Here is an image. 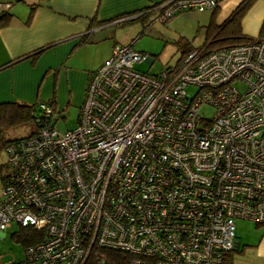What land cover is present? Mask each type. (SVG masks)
<instances>
[{
  "label": "built area",
  "instance_id": "obj_1",
  "mask_svg": "<svg viewBox=\"0 0 264 264\" xmlns=\"http://www.w3.org/2000/svg\"><path fill=\"white\" fill-rule=\"evenodd\" d=\"M219 1L164 0L153 20ZM136 40L90 72L72 128L40 101L36 133L7 145L0 230L43 232L8 264H84L99 248L128 264H225L235 220L264 224V37L194 45L155 74L135 68L150 61Z\"/></svg>",
  "mask_w": 264,
  "mask_h": 264
},
{
  "label": "crops",
  "instance_id": "obj_2",
  "mask_svg": "<svg viewBox=\"0 0 264 264\" xmlns=\"http://www.w3.org/2000/svg\"><path fill=\"white\" fill-rule=\"evenodd\" d=\"M162 1L0 0V16L8 15L0 20V103L53 99L55 113L69 104L79 110L90 72L109 57L114 43H130L143 27L136 18ZM242 1L220 0L213 9L183 11L165 23L153 20L154 8L144 23L166 43L182 37L200 45L210 20L222 23ZM5 2L10 6H2ZM240 29L264 37V0L249 2ZM254 223L257 238L241 237L235 226V245L225 264H264V225Z\"/></svg>",
  "mask_w": 264,
  "mask_h": 264
},
{
  "label": "trees",
  "instance_id": "obj_3",
  "mask_svg": "<svg viewBox=\"0 0 264 264\" xmlns=\"http://www.w3.org/2000/svg\"><path fill=\"white\" fill-rule=\"evenodd\" d=\"M250 1L251 0L242 1L237 6V9L225 21H223L220 24H217L213 19H211L208 25L205 26V37L202 45L208 48H212L214 46L217 47V46L229 45V44L244 42L253 39V37L243 34L240 29L241 17L244 11L246 10V8L248 7ZM162 2L154 4L153 7L151 6L152 8L150 7L147 12H143L139 17L136 18L137 20H140L143 25L138 35L144 33L145 30H147L148 22L144 23L145 20H147L149 14L153 12V9L155 7H158ZM7 16H8L7 13L1 14L0 20L2 21L5 20ZM173 16L167 17L163 23L167 22ZM92 20H94V17L90 19V21ZM128 21L126 20L120 22L119 24L124 25L128 23ZM255 38H261V37H255ZM88 40L89 39L87 38H82L81 41L87 42ZM173 43L180 51V56L176 59V61L194 47L191 44V41H188L182 37L178 38ZM149 56H151V54H149ZM153 61L154 60L150 58V61L147 63L152 64ZM168 65H172V64H168ZM168 65H164V66H168ZM48 101H50V104L53 106V114H55L56 109L54 107V100L51 99ZM39 102L40 101L35 103H22V102L0 103V154L1 151L3 150L6 153V161L0 163L1 185H3V183L6 182V180H8V177L11 175V172L13 171L11 164L7 160L6 147L8 144L12 142L21 141L22 139L28 138L29 136L36 133V129H37L36 118L39 110L38 109ZM16 126H30L29 128L30 131L27 135L7 137L6 136L7 130ZM260 225H264V224H260ZM19 230L20 231L15 235V237L16 239H18V241L21 242L23 249H25L27 246L31 244L36 243L38 240H40L43 237L42 231H38L30 226H19ZM97 253L101 254V256H98L99 254ZM229 253L230 251L226 254L225 260H227V256L229 255ZM130 258L131 257L129 254L117 249L99 248L98 250L93 249L90 251V254L88 255L84 264H128Z\"/></svg>",
  "mask_w": 264,
  "mask_h": 264
},
{
  "label": "rangeland",
  "instance_id": "obj_4",
  "mask_svg": "<svg viewBox=\"0 0 264 264\" xmlns=\"http://www.w3.org/2000/svg\"><path fill=\"white\" fill-rule=\"evenodd\" d=\"M135 35L136 34L133 35L134 38ZM134 48L147 54H151L150 58L154 60L152 64H148L144 61L135 63L136 69L149 74L159 72L164 65L174 64L176 59L180 56V51L177 49L176 45L168 42L166 43L164 38H158L156 35L149 32L148 29L145 30L144 33L138 35ZM236 85L239 89L245 88V84L243 83L238 82ZM186 91L193 95L196 92V86L188 85L186 87ZM212 111L213 109L209 106H203L201 108V112H203L205 116H209ZM78 113L79 110L76 106L72 104L67 105L64 110L60 111V113L53 114L52 121L54 127L60 132L72 128L75 125ZM29 128L30 126L12 127L7 130L6 136L14 137L27 135L30 131ZM5 161L6 153L3 150L0 154V163ZM254 225L255 223L253 221L244 219H236L235 223L236 231H239L238 229H240V232H242V234L239 235L241 237L246 236L247 238H257L258 234H260V231H258L257 228H254ZM258 228L262 229V227ZM19 231V225L15 222H11L4 230H0V261L3 264L21 261L24 258V249L22 244L15 237ZM58 264L66 263L60 262Z\"/></svg>",
  "mask_w": 264,
  "mask_h": 264
},
{
  "label": "water",
  "instance_id": "obj_5",
  "mask_svg": "<svg viewBox=\"0 0 264 264\" xmlns=\"http://www.w3.org/2000/svg\"><path fill=\"white\" fill-rule=\"evenodd\" d=\"M138 15H140V14H138ZM132 18V17H131Z\"/></svg>",
  "mask_w": 264,
  "mask_h": 264
}]
</instances>
